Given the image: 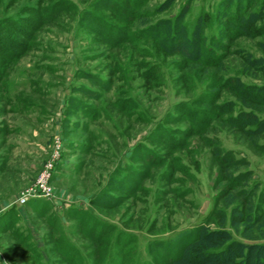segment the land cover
I'll use <instances>...</instances> for the list:
<instances>
[{
    "label": "rangeland",
    "instance_id": "rangeland-1",
    "mask_svg": "<svg viewBox=\"0 0 264 264\" xmlns=\"http://www.w3.org/2000/svg\"><path fill=\"white\" fill-rule=\"evenodd\" d=\"M58 1L0 0V21L10 19L1 26L0 58L15 54L0 74V216L15 211L11 227L0 219V264H71L63 245L79 249V264H158L150 243L200 223L226 230L229 241L264 243L262 194L256 209L264 131L246 133L229 121L242 108L264 117V102L234 88L264 87V30L224 38L228 49L217 50L215 66L181 68L180 55H165L136 32L180 17L191 31L204 12V32L217 40L220 0H117L133 11L128 21L108 0H65L69 10L23 28L27 9ZM260 2L243 12L261 14L248 30L264 29ZM225 102L231 109L218 112ZM195 109L204 127L191 122ZM183 129L194 132L184 137ZM229 150L239 162L224 166L216 154ZM49 164L52 196L17 204ZM94 221L101 225L89 234ZM117 233L128 240L126 256ZM229 261L241 258L234 252Z\"/></svg>",
    "mask_w": 264,
    "mask_h": 264
},
{
    "label": "trees",
    "instance_id": "trees-1",
    "mask_svg": "<svg viewBox=\"0 0 264 264\" xmlns=\"http://www.w3.org/2000/svg\"><path fill=\"white\" fill-rule=\"evenodd\" d=\"M108 1L110 2L109 8L112 9L113 12H116L121 19L128 21V16L132 15L133 11L127 6L120 8V3L117 0ZM141 2H145V0H136V3H133L134 6H137ZM251 2L252 0H220L219 4L220 7H222L219 9L222 11V15L219 16V14H217V19L219 21L218 25H220L218 29L219 34L217 40L213 38L208 39L204 32V29L207 26L206 22H208L209 17L204 12H201L198 14V16H196L195 24L191 31H188L186 24L180 20L182 18L180 17L178 21L175 20L172 22L163 23V25H159V23H157L156 25L154 24L146 28H142L136 32L135 36H137V38H149L153 44L155 46L157 45V47L165 55H180L182 57L181 60L183 61L182 64H180L181 68H183L182 65L184 63L188 62H199L204 66H215L219 64V60L223 57L222 52H219V54L217 50L225 51L228 49L226 44L223 43L224 38H229L231 40L237 36L253 35L257 34L261 30H264L257 29L256 27L248 30L251 26L252 20L255 21L257 17L261 16V14H259V16L256 15L258 11H252L251 13H248L244 16L243 12L248 8V6H250ZM61 3L66 2L65 0H60L55 4H51L50 6H47L43 9L34 7H31L32 9H27L25 11L27 13L26 16H22L23 28L28 27L30 29H36L44 22L56 18L60 12L69 10L62 6ZM260 5L262 9H264V0H261ZM131 6H133V4H131ZM232 10L233 12L231 13ZM221 18H224V21ZM9 21V18L1 20L0 30L2 29L1 26H4L5 24L10 25ZM99 24H101L102 28L106 27L102 22ZM14 29L18 33L23 31L21 27H17L16 25H14ZM5 36L8 37L9 40H11L13 37L15 38V35H12L8 29V26ZM214 44L216 46H214ZM3 49V46H1L0 50ZM10 57H15V54L10 53L9 51L4 59L1 60L0 58V74L5 69L6 63L10 61ZM234 86L235 89H239L240 94L247 95L250 100L253 99L255 102H264V95L262 96V91L259 92L261 89L264 90V87L261 88L252 84L241 82H236ZM201 101H203V99L200 98L195 101L194 104L202 103ZM227 103L228 102L223 103L222 106H215L218 112L220 111V113H222V107ZM180 105H182V103H179L177 107L181 109L180 111H183V107H180ZM228 109H231L230 103H228V107L225 109V111H228ZM190 111L191 112H187L189 113L191 122H193L194 125L197 123L198 126L202 127L203 125L204 127L206 124H208V122H206L203 117L198 118L197 120L193 118L196 113H199L196 109ZM229 121L235 128L246 131V133H258L264 131V117H259L253 110H245L242 108L237 111V113H235V115L232 116ZM160 126L161 128H165L163 125ZM250 126L253 127L250 129ZM185 130L186 129H183L181 131V133H184V137L194 132L192 129H187V131ZM216 155H218L217 158L219 161L221 160V162H224V166L229 164L233 165L239 162H233L231 160L232 151L230 150L224 151L222 154L221 152H218ZM227 161H229V163H227ZM241 176H243V173L239 176L238 181ZM261 194L264 195V190L260 191V194L258 195V206L256 207L258 210L263 209V197ZM35 201H37V199L34 200V202ZM256 209H254L255 212L258 211ZM14 213L15 211H7L0 216V219H4V216L6 217V220L3 221L6 227L12 226L13 220L15 218ZM251 214L252 213L250 212V217ZM255 218H257L256 215H254V218L252 216V221L255 220ZM79 221L83 225L86 224L84 217H80ZM96 225L100 226L101 224L99 221L92 222L91 227L88 230L89 234H93L92 232L94 231V227ZM107 230H109V228H107ZM107 230L102 231V233H105ZM98 236L102 235L99 234ZM229 237L230 234L226 230L210 229L205 227L204 224L200 223L194 228L178 232L171 238L150 243L148 245L147 252L150 254L152 261L158 264H230L229 262L232 261H229V259L231 258V255L234 254V252L239 254L241 261L233 262L231 264H264V243L247 244L241 241H229ZM115 239L117 241L120 239L122 240V249H120L123 252L122 254L126 256L125 254L127 252L124 251L123 246L124 248H127V244L124 243L128 240H123L122 235H119L118 233L115 236ZM62 247L64 250L63 254L66 256L65 258L71 264H79L81 261L80 259L76 262V258L78 259V255L81 253L79 249L74 245H72L71 248H68L66 245H63ZM240 250L242 251L240 252ZM111 259L112 258H110V260ZM122 262L123 261H119L118 264H122Z\"/></svg>",
    "mask_w": 264,
    "mask_h": 264
},
{
    "label": "built area",
    "instance_id": "built-area-1",
    "mask_svg": "<svg viewBox=\"0 0 264 264\" xmlns=\"http://www.w3.org/2000/svg\"><path fill=\"white\" fill-rule=\"evenodd\" d=\"M52 173L51 164L47 165L45 170L41 173L36 185L26 190L18 200L17 204H25L29 200L34 198H49L52 196V189L48 180L50 179Z\"/></svg>",
    "mask_w": 264,
    "mask_h": 264
}]
</instances>
